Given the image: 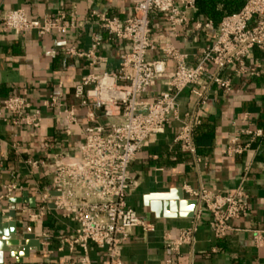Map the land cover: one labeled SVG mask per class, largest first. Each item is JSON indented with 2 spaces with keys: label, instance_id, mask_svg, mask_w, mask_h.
<instances>
[{
  "label": "crops",
  "instance_id": "0c3cea01",
  "mask_svg": "<svg viewBox=\"0 0 264 264\" xmlns=\"http://www.w3.org/2000/svg\"><path fill=\"white\" fill-rule=\"evenodd\" d=\"M133 1L0 0V20L5 11L21 8L30 18L62 12L67 19L73 17L76 24L64 35L40 36L32 32L17 36L0 30V100L9 96L25 97L43 116L41 126L31 130L12 127L10 117L1 113V183L14 180L24 186L50 190V175L44 168H31L26 161L44 160L49 165L53 156H62L64 161L79 157L86 110L75 103L73 85L89 73L116 71L121 54L129 49V42L112 38L91 13L124 20L132 13ZM221 7V4L217 5L218 10ZM220 20L211 21L195 9L187 24L174 33L159 14H151L150 34L157 38V43L147 58H161V47L170 43L186 54L189 65H196L201 51L214 43ZM207 21L211 23L210 27L195 28L197 22ZM255 23L254 18L248 26ZM95 40L97 45L93 49ZM67 46L92 51L93 58L68 57L63 51ZM253 64L260 66L259 74L253 78L236 77L235 65L223 69L222 78L231 83L229 92L206 78L204 103L191 92L192 87L186 88L178 97V119L171 120L163 133L148 139L136 154L128 170L135 186L125 200L153 228L150 232L135 229L123 244L121 258L126 264H165L168 258L175 264H264V50L257 46L251 49L247 60V65ZM173 65L171 60L167 61V70L170 71ZM195 88L200 90L199 86ZM163 89V84L158 82L145 91L143 97L152 99ZM52 96H59L61 103L74 105L77 125L72 127L71 135L66 136L63 132L65 122L58 114V108L43 104ZM103 123L105 119L98 115L90 125ZM183 123L195 126L193 151L183 150L176 140ZM258 129L262 130L259 137L252 138L245 133ZM234 137L241 146L247 144L248 147L240 154L226 156L224 151ZM185 186L222 195L232 194L240 186L247 195L245 201L249 211L246 216L231 220L230 230L221 238L215 237L209 213L204 208L198 213L196 208L193 218L155 217L147 199L163 197L160 199L162 206L164 202L178 203L182 197L193 200L184 190ZM23 194H15L10 203L25 204L12 201L22 199ZM188 228H194L192 241L183 243L178 254L171 253L164 242L168 238H178ZM20 230L34 233L42 250L31 249L21 263L4 253L0 264H53L73 258L63 240L76 230L70 215L49 205L43 217L33 224L24 223ZM256 232L258 240L255 239ZM90 256L98 263L103 252L90 246Z\"/></svg>",
  "mask_w": 264,
  "mask_h": 264
},
{
  "label": "built area",
  "instance_id": "2783aa9c",
  "mask_svg": "<svg viewBox=\"0 0 264 264\" xmlns=\"http://www.w3.org/2000/svg\"><path fill=\"white\" fill-rule=\"evenodd\" d=\"M194 10L195 0H134L132 13L124 20L91 13L112 38L129 42V49L121 54L116 71L89 73L73 85L75 103L86 110L79 157L64 161L62 156H53L49 165L44 160L26 161L31 168H44L50 175V190L42 191L37 186H24L14 180L0 182V214L14 211L15 218L8 217V220L15 221L20 233L24 223L33 224L43 217L49 205L75 221V233L63 239L73 258L53 264H126L121 258L123 244L135 229L150 232L153 228L125 200L135 186L128 170L136 154L148 139L163 133L171 120L178 119V97L186 88L192 87L191 92L204 103L206 78L224 92L231 90L230 81L221 76L226 66L235 65L236 77L253 78L259 74L260 66H249L247 60L254 46L264 50V0H246L238 11L222 17L214 43L201 51L196 65H189L186 54L170 43L161 47V58L148 59L157 43V38L150 34V15L159 14L176 33L187 24ZM254 18L255 25L249 27L248 23ZM210 26L209 21L195 24L196 29ZM75 27L74 18L67 19L62 12L30 18L21 8L5 11L0 20L1 31L17 36L32 32L40 36L64 35ZM96 45L95 40L93 49ZM63 51L68 57L93 58L92 51L84 52L74 46H67ZM169 60L174 63L170 71L167 70ZM158 82L164 89L152 99L144 98L143 93ZM197 86L200 90L195 88ZM43 104L58 108V114L65 122L63 132L66 136L71 135L72 127L77 125L73 103L64 104L59 102V96H52ZM1 113L10 117L12 127L36 130L43 120L41 111L22 96L1 99L0 117ZM98 115L105 123L90 125ZM194 127L183 123L177 135L176 140L185 151H193ZM245 133L255 138L262 135V130ZM247 147V144L241 146L234 137L224 154H240ZM184 190L197 202V213L201 208L208 211L217 238L227 234L231 220L246 216L249 211L245 201L247 195L240 186L229 195L204 188L193 190L187 186ZM20 193L34 198L35 205L11 204L15 194ZM193 231L194 228L183 230L178 238H168L164 246L178 254L183 243L192 241ZM255 239H259L258 232ZM90 246L103 252L98 263L90 256ZM165 264L175 262L168 258Z\"/></svg>",
  "mask_w": 264,
  "mask_h": 264
},
{
  "label": "water",
  "instance_id": "95a60500",
  "mask_svg": "<svg viewBox=\"0 0 264 264\" xmlns=\"http://www.w3.org/2000/svg\"><path fill=\"white\" fill-rule=\"evenodd\" d=\"M163 197H149L147 199L151 211L155 217H186L193 218L196 214L197 202L195 200L181 198L180 202H170L166 204L160 199ZM14 202L28 203L31 207L35 205L34 198H29L26 193L22 199H14ZM8 217L15 218L14 211L7 212L6 215L0 214V263L3 259V254L15 259L21 263L24 257H27L31 249L41 251L42 245L40 240L34 233L28 231L20 233L14 220H8Z\"/></svg>",
  "mask_w": 264,
  "mask_h": 264
},
{
  "label": "trees",
  "instance_id": "16d2710c",
  "mask_svg": "<svg viewBox=\"0 0 264 264\" xmlns=\"http://www.w3.org/2000/svg\"><path fill=\"white\" fill-rule=\"evenodd\" d=\"M221 4L220 10L217 5ZM243 5V0H195V9L205 18L217 22L225 15L238 11Z\"/></svg>",
  "mask_w": 264,
  "mask_h": 264
}]
</instances>
